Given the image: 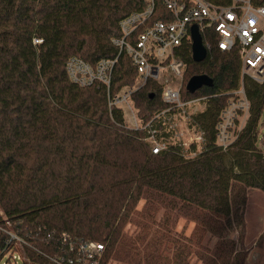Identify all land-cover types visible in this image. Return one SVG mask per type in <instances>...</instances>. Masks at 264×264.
Here are the masks:
<instances>
[{"label":"trees","instance_id":"1","mask_svg":"<svg viewBox=\"0 0 264 264\" xmlns=\"http://www.w3.org/2000/svg\"><path fill=\"white\" fill-rule=\"evenodd\" d=\"M145 6L142 0H0V207L12 228L43 250L46 233L56 239L66 232L103 243L100 264H220L214 254L192 248L202 244L201 236H193L197 231L188 237L191 244L177 233L172 211L219 238L243 224L245 189L264 191V83L244 78L249 117L233 145L220 150L216 123L227 93L240 84L239 54L221 51L212 29L203 36L211 46L203 61H194L192 43L184 42L178 51L185 63L182 97H208L197 115L206 149L187 160L174 151L153 154L140 133L123 125L122 111L109 110L105 86L82 87L67 74L72 56L93 66L115 57L121 20ZM159 7L157 17L165 9L160 0ZM136 77L122 54L111 92L133 85ZM195 77L208 82L190 90ZM161 95L162 85L153 80L133 95L140 120L165 107ZM157 198L167 206H156ZM142 200L153 207L144 217L136 214ZM6 246L0 229V255ZM25 249L34 264H48Z\"/></svg>","mask_w":264,"mask_h":264},{"label":"built area","instance_id":"2","mask_svg":"<svg viewBox=\"0 0 264 264\" xmlns=\"http://www.w3.org/2000/svg\"><path fill=\"white\" fill-rule=\"evenodd\" d=\"M142 1L146 6L132 12L119 24L121 36L113 39L118 48L117 55L103 58L94 66L81 57H70L66 63L70 80L82 87L105 86L109 110L119 108L123 125L140 133L153 154L174 151L187 160L194 159L206 149V133L197 119L199 113L193 112V108L202 105V110L208 97H182L185 63L178 51L184 42L192 43L193 25L198 26L202 38L212 29L218 38V48L223 52L236 49L241 62L240 84L227 93L230 97L216 123V145L227 151L249 117L250 101L244 78L264 83V5L255 6L251 0H230L228 4L208 0H160L165 9L157 17L159 0ZM34 42L40 43L41 39ZM204 45L208 52L210 44ZM122 54L130 57L139 75L138 80L112 93L114 68ZM170 77L181 83L173 85ZM150 80L162 85L161 97L166 105L156 110L147 121H142L133 95ZM0 220L4 222L0 229L7 236V246L0 255V261L5 256L11 264H17V258L24 264H34L25 249L29 247L42 255L48 264L101 263L105 246L99 241L77 240L66 232L55 239L49 232L42 237L46 247L43 250L12 228L1 207ZM29 234H32L31 230Z\"/></svg>","mask_w":264,"mask_h":264},{"label":"rangeland","instance_id":"3","mask_svg":"<svg viewBox=\"0 0 264 264\" xmlns=\"http://www.w3.org/2000/svg\"><path fill=\"white\" fill-rule=\"evenodd\" d=\"M138 76L139 75L137 73L136 80H138ZM170 80L171 83L176 86L181 83V81L174 77H170ZM201 107L202 105H197L193 108V112H202L204 108L200 110ZM262 121L261 130H264V112ZM245 192L246 203L242 210L243 224L240 227L234 224V228L227 233L226 238H219L217 234L212 235V232L207 230V227H203V225H201L199 222L197 223V221L192 219L189 215H182L176 219L179 212L177 209H175L172 211V214L176 220L175 227L177 233L180 234L186 242L190 243L188 237L194 231H197V233L193 236H201L202 244L200 245L199 242H197V244L192 243V248L196 247L197 245L200 246L199 249L208 252L209 255L214 254L215 257L220 261V264H264V191L258 188H246ZM158 199L159 198H157L155 201L156 206H167L164 205L162 200ZM148 206L152 207L151 204H147L146 202L144 203V200H142L139 203L136 214L144 217L143 213ZM160 212H163L162 207H160ZM167 212H169L168 209ZM130 227L131 225L128 223V225L125 227V231H129ZM133 230L134 228L132 227L130 233ZM206 237H211V239L209 238L208 243L204 244V239ZM22 251L24 252V250ZM195 258L192 259V262H195ZM16 260L17 264H24L21 259L17 258ZM0 264L11 263L4 256L0 261ZM109 264H123V262L119 260H112V263L110 261ZM198 264H202V262L199 261Z\"/></svg>","mask_w":264,"mask_h":264},{"label":"water","instance_id":"4","mask_svg":"<svg viewBox=\"0 0 264 264\" xmlns=\"http://www.w3.org/2000/svg\"><path fill=\"white\" fill-rule=\"evenodd\" d=\"M191 38H192L193 60L196 62L203 61L207 56V48L205 47L203 43V38H202V35L197 25H193L191 27ZM204 82L207 83L208 80L204 79V77H195L190 81L188 88L190 90H194ZM153 96H154V93L150 94V97H153Z\"/></svg>","mask_w":264,"mask_h":264}]
</instances>
